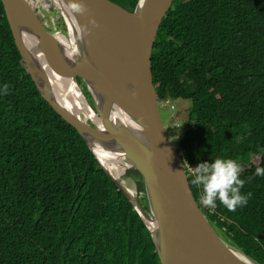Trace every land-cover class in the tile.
<instances>
[{"label":"trees","instance_id":"16d2710c","mask_svg":"<svg viewBox=\"0 0 264 264\" xmlns=\"http://www.w3.org/2000/svg\"><path fill=\"white\" fill-rule=\"evenodd\" d=\"M111 1L130 11L138 2ZM152 71L159 105L192 104L178 152L195 200L228 242L264 264V176L255 175L264 167V0H175ZM217 158L251 165L240 172L247 204L235 211L219 199L204 206L203 186L191 183L193 168ZM0 264H161L132 204L36 89L1 0Z\"/></svg>","mask_w":264,"mask_h":264},{"label":"water","instance_id":"95a60500","mask_svg":"<svg viewBox=\"0 0 264 264\" xmlns=\"http://www.w3.org/2000/svg\"><path fill=\"white\" fill-rule=\"evenodd\" d=\"M52 1L67 46L56 40L28 0H1L16 48L41 97L74 127L143 220L160 263L244 264L195 200L186 166L160 115L152 54L175 0H138L132 11L111 0ZM47 67L71 76L93 117L58 101L48 85ZM94 145L122 155L129 169L141 175L147 210L101 165Z\"/></svg>","mask_w":264,"mask_h":264},{"label":"bare ground","instance_id":"6f19581e","mask_svg":"<svg viewBox=\"0 0 264 264\" xmlns=\"http://www.w3.org/2000/svg\"><path fill=\"white\" fill-rule=\"evenodd\" d=\"M52 1V0H48ZM29 5L32 9L35 7L42 10V7L46 8L47 0H28ZM53 2V1H52ZM36 12V11H35ZM37 13V12H36ZM38 17L39 14L37 13ZM40 18V17H39ZM55 36L62 45L67 46L69 43V39L66 33H56ZM46 77L48 81L49 87L53 90V93L56 95L58 101L68 110L72 112L79 113L83 115L85 118L93 117L92 114L87 109L85 104V100L83 99L81 93L78 91V87H76L73 82L71 76L51 70L50 68H46ZM120 121H124L122 116L118 113L116 115ZM96 148L95 154L100 161L101 165L115 178L122 180V176H124L126 170L130 168L129 163L126 159L119 154L108 152L102 150L99 146L94 145ZM123 181V184L128 189V191L136 197V190L134 189V184L130 181ZM130 185V186H129ZM148 220V218H147ZM227 242V241H226ZM229 248L234 253V255L244 264H256L253 260H251L246 254H244L241 250H239L233 244L227 242Z\"/></svg>","mask_w":264,"mask_h":264},{"label":"clouds","instance_id":"9594fccd","mask_svg":"<svg viewBox=\"0 0 264 264\" xmlns=\"http://www.w3.org/2000/svg\"><path fill=\"white\" fill-rule=\"evenodd\" d=\"M193 170L195 175L191 183L203 186L204 206L215 208L219 199L229 211H235L238 206L247 204L250 194L241 193L244 181L240 179L241 167L236 160L217 158L211 163H200ZM255 175L264 176V167L256 168Z\"/></svg>","mask_w":264,"mask_h":264},{"label":"rangeland","instance_id":"374dc122","mask_svg":"<svg viewBox=\"0 0 264 264\" xmlns=\"http://www.w3.org/2000/svg\"><path fill=\"white\" fill-rule=\"evenodd\" d=\"M34 10L39 14L41 21L45 20L44 17L47 16L46 15V13H47L49 15L50 19H53L54 22L57 19H59V25L62 22L60 15H59V13H58V11H57V9H56V7L52 1L47 0L46 8L43 7L42 10H40L39 8L35 7ZM80 83H81V86H79V87L82 90L83 89V86H82L83 83H82V81ZM82 91H84V90H82ZM85 95L87 96V99L89 100L87 93H85ZM191 105L192 104L190 101H184V100H173V101H169L165 104L159 105V111H160V115H161L163 124L165 125V127L168 130V134H169L171 141L177 147H178L179 141L182 139V137L184 136V134L187 130V127H188L187 118H188V114H189ZM261 157H262V154L259 156H256L252 160V164L258 166L261 162ZM240 167H241V171H245V170L250 169L251 165H240ZM131 171H132V169L126 170L124 176H122L121 179L124 181L132 182V185L134 184V189L137 192L136 198L139 200V202L143 208H147L148 201H147L146 192L145 191L144 192L138 191L137 183H136L135 179L132 177V175L130 173Z\"/></svg>","mask_w":264,"mask_h":264},{"label":"built area","instance_id":"2783aa9c","mask_svg":"<svg viewBox=\"0 0 264 264\" xmlns=\"http://www.w3.org/2000/svg\"><path fill=\"white\" fill-rule=\"evenodd\" d=\"M43 8V7H42ZM45 8V7H44ZM46 17H44L45 18V20L43 21L42 20V22H43V24H45V26H47L49 29H51L53 32H54V34H56V33H60V32H62V33H65L64 31H63V29H61V27L59 26V19H57L55 22L53 21V19H50V17H49V15L46 13ZM43 19V18H42Z\"/></svg>","mask_w":264,"mask_h":264}]
</instances>
